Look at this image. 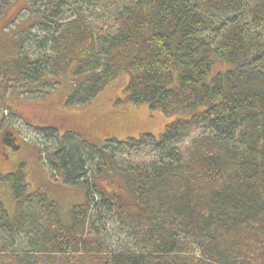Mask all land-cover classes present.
I'll return each instance as SVG.
<instances>
[{"label":"trees","instance_id":"16d2710c","mask_svg":"<svg viewBox=\"0 0 264 264\" xmlns=\"http://www.w3.org/2000/svg\"><path fill=\"white\" fill-rule=\"evenodd\" d=\"M37 1L45 8L36 26L54 31L46 41L52 56L35 60L33 68L22 59L19 75L34 71L33 81L45 77L37 72L40 63L51 76L75 65L83 81L67 99L74 107L127 74L124 102L173 120L158 138L143 134L100 148L74 133L36 129V150L48 173L77 186L79 203L62 220L57 201L28 194L24 175L6 171L1 180L17 209L9 219L0 202V256H7L0 264H32L34 256L41 264L55 257L77 264L104 254L109 264H264V0ZM97 7L110 14L107 29L88 21ZM247 23L260 31L249 35ZM211 55L228 67L209 80ZM0 66L1 91L15 75ZM15 139L0 124L1 152L6 145L19 149ZM142 146L155 156L146 163L128 154ZM99 179L117 183L116 190L108 193ZM103 208L145 251L108 253L105 239L88 226L91 211ZM19 234L25 244L12 243ZM189 245L199 256H185Z\"/></svg>","mask_w":264,"mask_h":264},{"label":"rangeland","instance_id":"374dc122","mask_svg":"<svg viewBox=\"0 0 264 264\" xmlns=\"http://www.w3.org/2000/svg\"><path fill=\"white\" fill-rule=\"evenodd\" d=\"M43 8H45L44 4L40 3L39 5L37 0L32 2L31 0H0V61L6 64L9 73L15 75L12 78L13 81L4 84L0 91V98L3 97L5 101V106L1 102L2 108L10 114L9 120L0 119V124L1 130L2 128L11 129L13 133L17 134L18 131L20 134L19 139L16 140L19 142V149L7 145L6 151L1 152L0 149V202L9 219L14 218L17 208L9 185L6 181L1 180L6 171L8 174L20 171L24 175L25 183L30 186L28 194L37 191L57 201L62 220L68 219L72 207L79 203L80 190L77 186L64 185L56 176L52 178L49 175L36 150L35 141L41 142L35 133L36 129L53 128L58 131L60 136L68 132L74 133L93 147L100 148L105 141L123 142L143 134H152L158 138L164 127L173 120V118L165 117L159 111L150 110L147 105L134 106L124 102L123 90L128 82L127 74L119 75L117 79L106 85L87 105L74 107L67 105V99L83 81L82 76H75V65L66 67L64 73L60 75L51 76L48 68H43L40 63L41 67L37 72L40 75L44 74L45 77L38 78L39 80L28 81V77H32L34 71L28 73L24 70L23 75H19L21 70L18 67L23 65V60H28L33 68L35 60L42 61L41 59L52 56L50 44H47L46 41L54 31H42L35 24V19H39ZM241 13L242 11L240 15L243 20L245 14ZM68 15L63 14L62 18L66 20ZM95 15L103 16L104 20L96 21ZM86 16L88 21L98 24V27L102 25L104 29H107L109 23L107 21L110 17L107 10L102 11L97 7L92 14L89 13ZM60 22L62 23V21ZM243 24L246 23L243 21ZM247 24L246 31L249 32V35L257 34V31H260L249 23ZM214 39H217L216 36L210 32L208 40L213 42ZM211 60L212 68L208 75L209 80L228 67L224 60L217 59L214 55H211ZM2 76L3 72L0 66V84ZM11 113L16 116V119ZM5 114L7 115V113ZM0 116L2 117L1 112ZM48 146L52 148L51 145ZM148 150L142 146L135 150L132 149V152L128 154L134 161L146 163L155 157L153 153L150 155ZM107 181L109 180L99 179L97 184L108 193L115 191L117 187L115 185L118 184ZM120 194L125 195L121 187ZM112 215L111 210H107V208H103L97 213L91 211L88 223L91 234L99 235L105 239L106 246L109 247L108 253L110 255L133 254L145 251L141 249L145 244L139 240L134 241L132 232L119 224ZM97 216H100L102 222H98ZM1 234L3 235V231L0 232V244L4 242L1 239ZM25 240V237L19 234L18 240L13 239L12 243L25 244ZM17 245L14 250L18 249ZM11 251L13 250L11 249ZM186 252V257L199 256L194 245H189ZM105 256L104 254L94 260L77 264H109ZM5 257L7 256H0V262ZM100 258L102 259L99 260ZM15 260L16 258L13 262ZM31 261L32 264H41L36 256ZM64 261L60 257H55L50 264H62Z\"/></svg>","mask_w":264,"mask_h":264}]
</instances>
